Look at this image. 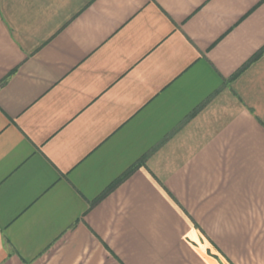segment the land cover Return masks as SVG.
<instances>
[{"label": "crops", "instance_id": "0c3cea01", "mask_svg": "<svg viewBox=\"0 0 264 264\" xmlns=\"http://www.w3.org/2000/svg\"><path fill=\"white\" fill-rule=\"evenodd\" d=\"M0 264H264V0H0Z\"/></svg>", "mask_w": 264, "mask_h": 264}, {"label": "trees", "instance_id": "16d2710c", "mask_svg": "<svg viewBox=\"0 0 264 264\" xmlns=\"http://www.w3.org/2000/svg\"><path fill=\"white\" fill-rule=\"evenodd\" d=\"M116 182H117V181H116ZM116 182H115V183H116ZM115 183H114V184H115ZM111 188H112V187L110 186V187L108 188L107 191H109ZM107 191H106V192H107ZM104 194H105V193H104ZM102 196H103V195H102ZM99 198H101V197H99ZM99 198H98V199H99Z\"/></svg>", "mask_w": 264, "mask_h": 264}]
</instances>
